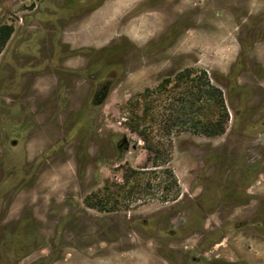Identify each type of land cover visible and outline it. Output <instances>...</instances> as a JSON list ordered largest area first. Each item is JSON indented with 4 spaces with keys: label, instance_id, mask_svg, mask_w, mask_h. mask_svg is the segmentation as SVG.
<instances>
[{
    "label": "rangeland",
    "instance_id": "obj_1",
    "mask_svg": "<svg viewBox=\"0 0 264 264\" xmlns=\"http://www.w3.org/2000/svg\"><path fill=\"white\" fill-rule=\"evenodd\" d=\"M2 24L0 264H264V0H0Z\"/></svg>",
    "mask_w": 264,
    "mask_h": 264
},
{
    "label": "trees",
    "instance_id": "obj_2",
    "mask_svg": "<svg viewBox=\"0 0 264 264\" xmlns=\"http://www.w3.org/2000/svg\"><path fill=\"white\" fill-rule=\"evenodd\" d=\"M12 31H13L12 25H8V24L0 25V52L3 50L6 43L8 42L12 34ZM183 77H187V75L182 74L181 79ZM204 77L206 78L205 74ZM191 89L194 90V96L196 95V93H198V96L196 97V99H198L197 101H200V98L202 97L203 94L208 95L209 98L215 95H218L219 97V99L216 100L217 102H215L216 104H214V106L208 105L205 108V106L199 105L198 110L200 113H202V116L199 120H196L194 122V131L196 133L203 134L209 137L223 134L225 131V122L228 119V115L223 105L221 91L215 88L214 86H211L207 79H205V83H201L199 86H197L196 90H195L194 80H191ZM194 105L195 102H192L191 107H193ZM214 107H216L217 109V114H218L217 119L210 118L211 115L203 116L204 115L203 110ZM132 173L136 174V172H132ZM105 190L108 191V188ZM111 196L112 195L108 192H106L105 194L93 192L88 196H86V198L84 199V204L88 208L94 209L96 211L111 212L115 209L116 206L115 203L111 201L112 199ZM43 261L44 259L41 260L39 263Z\"/></svg>",
    "mask_w": 264,
    "mask_h": 264
},
{
    "label": "flooded vegetation",
    "instance_id": "obj_3",
    "mask_svg": "<svg viewBox=\"0 0 264 264\" xmlns=\"http://www.w3.org/2000/svg\"><path fill=\"white\" fill-rule=\"evenodd\" d=\"M109 80H105L104 82L100 83L97 87V89L94 92V96L91 100V105L94 107L99 106L103 103V101L106 98L107 90L109 87Z\"/></svg>",
    "mask_w": 264,
    "mask_h": 264
},
{
    "label": "crops",
    "instance_id": "obj_4",
    "mask_svg": "<svg viewBox=\"0 0 264 264\" xmlns=\"http://www.w3.org/2000/svg\"><path fill=\"white\" fill-rule=\"evenodd\" d=\"M8 41H9V40H8ZM7 44H8V43H6V45H7ZM6 45H5V48H6ZM5 48H3V50L0 52V56L3 55L2 53L4 52V49H5Z\"/></svg>",
    "mask_w": 264,
    "mask_h": 264
}]
</instances>
